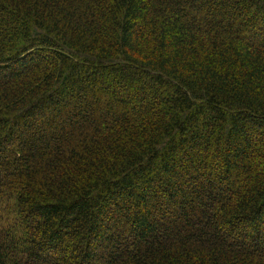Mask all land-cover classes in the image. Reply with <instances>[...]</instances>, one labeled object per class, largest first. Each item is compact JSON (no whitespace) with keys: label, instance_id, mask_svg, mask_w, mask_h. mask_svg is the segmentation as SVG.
<instances>
[{"label":"trees","instance_id":"16d2710c","mask_svg":"<svg viewBox=\"0 0 264 264\" xmlns=\"http://www.w3.org/2000/svg\"><path fill=\"white\" fill-rule=\"evenodd\" d=\"M0 264H264V0H0Z\"/></svg>","mask_w":264,"mask_h":264}]
</instances>
